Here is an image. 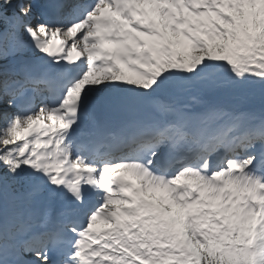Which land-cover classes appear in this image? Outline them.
Returning <instances> with one entry per match:
<instances>
[{
  "label": "snow or ice",
  "instance_id": "snow-or-ice-1",
  "mask_svg": "<svg viewBox=\"0 0 264 264\" xmlns=\"http://www.w3.org/2000/svg\"><path fill=\"white\" fill-rule=\"evenodd\" d=\"M0 24V264H264V0Z\"/></svg>",
  "mask_w": 264,
  "mask_h": 264
},
{
  "label": "trees",
  "instance_id": "trees-1",
  "mask_svg": "<svg viewBox=\"0 0 264 264\" xmlns=\"http://www.w3.org/2000/svg\"><path fill=\"white\" fill-rule=\"evenodd\" d=\"M2 26H3V25H2V24H0V28H2Z\"/></svg>",
  "mask_w": 264,
  "mask_h": 264
}]
</instances>
